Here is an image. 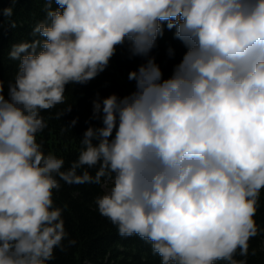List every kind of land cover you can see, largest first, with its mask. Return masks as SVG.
Masks as SVG:
<instances>
[{"label": "clouds", "instance_id": "1", "mask_svg": "<svg viewBox=\"0 0 264 264\" xmlns=\"http://www.w3.org/2000/svg\"><path fill=\"white\" fill-rule=\"evenodd\" d=\"M164 23L186 48L167 79L150 56ZM32 36L11 46L19 63L7 97L0 80V264H49L68 239L53 203L59 180L102 178L112 186L95 199L99 214L120 236L150 242L161 264H246L234 256L249 255L264 189V0H47ZM125 43L145 58L128 75L135 91L97 95L102 126L84 131L64 169L37 141L41 112Z\"/></svg>", "mask_w": 264, "mask_h": 264}, {"label": "trees", "instance_id": "2", "mask_svg": "<svg viewBox=\"0 0 264 264\" xmlns=\"http://www.w3.org/2000/svg\"><path fill=\"white\" fill-rule=\"evenodd\" d=\"M8 7L13 9L10 18L0 14V80L6 97L8 84L14 80L19 63L9 58L11 46L34 38L33 28L46 20L47 0H0V10ZM56 7L53 2L52 9ZM11 23H15V27H11ZM185 52L184 44L175 37V29H168L164 23L163 35L158 37L150 53L160 66L163 78L171 76ZM143 63L145 58L132 56L127 43L118 45L103 72L86 84L67 85L65 103L41 112L47 127L37 134V141L42 143L45 154L51 152L62 157L64 169H67L78 158L84 131L89 126H102L101 120L92 119L93 100L97 95L101 100L112 94L122 98L135 91V81H130L128 75ZM69 106L71 111L57 119L56 114ZM73 119H77L75 126L62 131ZM98 168L99 165L88 171L95 175ZM104 182L105 178H102L101 184L69 185L59 180L61 187L53 191V203L63 210L68 239L64 241L63 251L55 250L54 259L49 264H161V257L153 253L150 242L137 235L120 236L117 227L99 214L95 199L106 192ZM254 219L258 234L249 240V255L241 257L237 252L234 259L246 260V264H264V189ZM68 240L76 243L68 246ZM217 264L225 262L218 261Z\"/></svg>", "mask_w": 264, "mask_h": 264}, {"label": "rangeland", "instance_id": "3", "mask_svg": "<svg viewBox=\"0 0 264 264\" xmlns=\"http://www.w3.org/2000/svg\"><path fill=\"white\" fill-rule=\"evenodd\" d=\"M112 185H111V182L109 181V182H107V183H103V187H104V189L107 191L110 187H111Z\"/></svg>", "mask_w": 264, "mask_h": 264}]
</instances>
